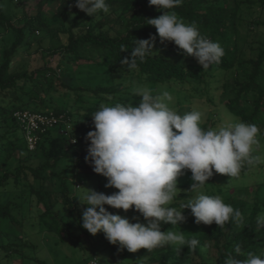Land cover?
Returning a JSON list of instances; mask_svg holds the SVG:
<instances>
[{
	"label": "trees",
	"instance_id": "16d2710c",
	"mask_svg": "<svg viewBox=\"0 0 264 264\" xmlns=\"http://www.w3.org/2000/svg\"><path fill=\"white\" fill-rule=\"evenodd\" d=\"M19 1L21 13L11 14L0 5V264L45 263L28 253L34 244L24 236L17 217L28 195L47 218L48 230L60 241L84 250L89 246L82 243L84 233L91 242L103 240L102 233L92 235L82 227L86 205L73 191L70 176L75 169L63 166L61 161L75 158L79 170L93 169L85 161L90 144L85 138L94 130L91 115L101 104L138 106L140 97L134 95L138 86L222 89L218 94L220 105L241 122L261 129L260 153L264 156V0H183L169 10L185 23L195 22L202 36L224 49L221 62L208 69L194 57L184 55L173 42L160 43L147 18L163 13L149 6L148 0H107L110 12H100L94 18L77 9L75 0H35L30 8L26 5L29 0ZM254 8L257 17H243V12ZM242 20L249 24L244 33ZM40 30L43 34L37 36ZM54 35L60 38L57 44L50 43ZM153 35L156 51L151 56L138 61V67L132 70L121 63L130 56L136 39ZM217 83L221 85L213 87ZM18 109L67 113L71 128L67 133L59 127L49 129L40 135L35 149H30L26 140H21L19 131L23 130L13 116ZM80 110H84L82 117ZM212 121L201 127L214 129L217 123ZM256 189L242 185L222 197L224 203L243 213L244 225L229 222L220 229L215 223L196 224L193 216L187 219L191 233L186 238L199 241L195 251L186 246L179 254L162 249L143 264H195V257L203 258L210 247L216 250L213 264H225L230 254L236 256L237 245L245 254L260 255L264 251V229L256 230V217L264 213V195L258 194L252 204L250 196L264 191V183ZM195 196L184 192L179 196L183 202L171 206L179 208ZM87 259L85 256L81 260L83 264Z\"/></svg>",
	"mask_w": 264,
	"mask_h": 264
},
{
	"label": "clouds",
	"instance_id": "9594fccd",
	"mask_svg": "<svg viewBox=\"0 0 264 264\" xmlns=\"http://www.w3.org/2000/svg\"><path fill=\"white\" fill-rule=\"evenodd\" d=\"M163 14L147 18L154 26L161 44L173 42L186 56L194 57L203 69L219 64L225 55L222 46L201 35L195 22L185 23L172 10L183 0H148ZM81 12L94 18L98 13L110 12L107 0H75ZM156 36L136 39L129 57L121 63L129 70L138 67L155 50ZM134 95L140 97L138 106L131 103L101 104L92 114L94 130L85 156L93 171L107 179L106 188L118 189L108 195L87 189L82 199L86 205L82 213V227L92 235L103 233L118 250L136 253L140 249L154 252L171 247L178 254L183 247L195 251L199 241L186 238L175 226L186 220L182 210L190 209L195 223L223 229L229 222L246 223L243 213L223 202L220 196L203 194L206 182L215 174L239 178L245 166L264 163L257 153L262 145L261 129L255 124L227 122L215 129L201 127L202 113L192 110L183 115L170 107L173 96L164 90L158 93L147 86H138ZM175 129V131H174ZM190 170L191 192L194 199L179 208L171 206L181 189L178 178ZM138 212L146 223L137 218L113 214L106 207ZM163 224L172 228L164 231ZM264 229V213L256 217V230ZM207 246L201 248L204 251ZM236 256L229 255L225 264H264L260 255L244 253L235 246ZM238 256L243 259L236 258Z\"/></svg>",
	"mask_w": 264,
	"mask_h": 264
},
{
	"label": "rangeland",
	"instance_id": "374dc122",
	"mask_svg": "<svg viewBox=\"0 0 264 264\" xmlns=\"http://www.w3.org/2000/svg\"><path fill=\"white\" fill-rule=\"evenodd\" d=\"M35 0H29L27 2V8H30ZM0 5L3 6L6 12L13 13H21V6L19 0H0ZM57 3L52 5L51 9L55 10ZM259 14V13H258ZM257 10L254 8L251 12H243V17L255 18L257 17ZM115 15L112 16V18ZM115 24H119V20H113ZM248 22L246 20H242L241 31L246 32V28L248 27ZM1 31V27H0ZM43 33L40 30V34L38 31L36 32L37 36H41ZM59 37L55 35L50 40L51 44H57L59 41ZM38 58L36 59L37 62ZM53 57H51V61ZM90 84L94 85L93 80H90ZM221 85V83L213 84V87H217ZM149 88L153 91V93H158L161 91H168L173 96V101L170 103V107L174 108L178 114L183 115L192 110H199L202 113V122L201 125L209 123L210 119L216 121L218 128L224 123L227 122H241L239 118H237L225 105L222 104L221 98L219 99L218 94L221 95L223 92L222 89L215 90L214 89H197L196 85H185L183 86H153L148 85ZM153 86V88H152ZM203 91V94H201ZM222 97V96H221ZM214 98V99H213ZM212 99V101L210 100ZM214 100V102H213ZM84 110H80L81 117L83 116ZM213 118L210 115H214ZM212 121V122H213ZM213 124V123H212ZM175 131V129H174ZM21 139L25 142V138L23 136V131H19ZM258 139L261 142L263 147V141L260 136ZM262 149V148H261ZM258 155L262 154L260 151L257 153ZM63 166H67L68 168L75 169V174L70 176L71 183L73 186L74 194L78 197V199L84 203L82 199L84 193L87 189H94L97 192H102L105 194H112L113 192H117L118 189L115 188H106L105 185L107 183V179L100 174H97L93 171V169H81L77 168V160L75 158H66L61 161ZM190 170H184V174L178 178V187L181 189L179 196L184 192H191V185L193 183L191 179ZM260 183H264V163H261L254 167L245 166L239 178H231L223 175V174H215L206 182V186L202 189L203 194L210 196H227L228 192H234L237 187L242 185H250L251 187H258ZM258 189V188H257ZM256 189V190H257ZM194 193V192H193ZM233 194V193H231ZM264 195V191L254 192L250 196L251 204L255 202L257 195ZM173 203H182L181 197H179ZM28 199L24 200V207L18 214V219L21 221V230L24 231V236H27L30 242L34 244L33 247L28 249V253L32 256L39 257L45 261L44 264H83L81 261L85 256L88 257L87 262L93 258V256L97 257L101 264H143L148 256L158 252L162 249L154 250V252H148L146 249H140L136 253L128 252L126 249L123 251L118 250V245L111 244L102 233L103 240L100 238L97 241L91 242V239L87 233L83 235V242L88 243L87 249L81 250L76 247L71 242H62L58 239V236L48 230V221L47 218L42 216L41 208L37 206L35 200H30V195L27 196ZM224 199V198H222ZM178 208V207H177ZM110 212L113 214H120L122 216H127L132 222H136L137 218L140 222L146 223L143 220V217L134 210H129L128 212H124L123 210L118 209H110ZM183 215L186 217V220L179 225L175 226L173 230L184 232L187 237L191 233V229L188 228L189 221L187 219H193L192 214H188V211L182 210ZM191 213V212H190ZM11 227V225L9 224ZM13 227V226H12ZM14 228V227H13ZM172 228V225L163 224L162 230L167 231ZM164 249H172L171 247H166ZM94 252V254L92 253ZM216 259V250L212 247L205 250L203 254V258L201 256H196L194 259L195 264H213ZM87 262L85 264H87Z\"/></svg>",
	"mask_w": 264,
	"mask_h": 264
},
{
	"label": "built area",
	"instance_id": "2783aa9c",
	"mask_svg": "<svg viewBox=\"0 0 264 264\" xmlns=\"http://www.w3.org/2000/svg\"><path fill=\"white\" fill-rule=\"evenodd\" d=\"M13 116L19 122L26 143L30 149H35L40 135L49 129L59 127L67 133L71 128V120L67 113L55 111H40L33 109H18ZM64 127V129H63ZM87 264H101L98 258H92Z\"/></svg>",
	"mask_w": 264,
	"mask_h": 264
}]
</instances>
